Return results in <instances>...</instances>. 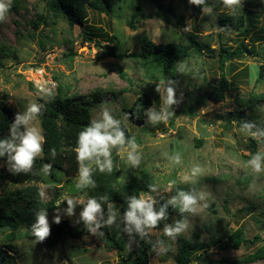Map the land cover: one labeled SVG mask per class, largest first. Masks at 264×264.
I'll use <instances>...</instances> for the list:
<instances>
[{"label":"rangeland","instance_id":"obj_1","mask_svg":"<svg viewBox=\"0 0 264 264\" xmlns=\"http://www.w3.org/2000/svg\"><path fill=\"white\" fill-rule=\"evenodd\" d=\"M14 1L10 0V5ZM17 1L21 2L19 11L10 8L0 25V43L11 52L0 67V104L22 113L31 103L52 99L61 85L65 94L89 106L91 120L98 118L101 105H106L136 137L142 153L138 168H132L113 150L118 157L119 183L131 184L138 175L147 173L158 192L143 195L162 202L177 189L195 187L206 194V206L189 216L192 227L175 241L164 236L163 227L182 219L178 209L170 206L169 218L150 230L149 264H177L182 249L191 264H215L222 259L240 260L264 248L260 223L264 222V173L257 175L247 166L252 155L264 152V144L258 143L252 152L250 137L240 132L241 121L264 124V78L259 79L264 65V0H243L236 15L221 0H207L211 15H202L201 8L196 14L197 6L189 0H121L110 14L88 10L83 25H72L63 14L49 13L46 0ZM39 16L45 18L41 23ZM240 16L248 18L246 23L233 28L229 18ZM187 34L195 35L215 54L221 47L233 50L240 46L254 55L229 61L225 83L220 81L217 56L203 52L185 60L182 63L190 71H178L174 80L177 98L183 94L182 102L171 109L174 115L167 123L155 126L147 123L145 115V122L137 124L129 114L130 107L140 95L147 94L152 107L159 110L156 87L165 80L163 73L136 58L109 57L106 47H113L116 54H140L144 39L157 45H187ZM218 87L225 90L220 101L209 97ZM33 123L41 130L38 118ZM175 152L182 156L181 165L167 158ZM42 157L36 161L35 181L46 188L45 201L51 199V186L60 189L58 204L65 194L85 201L90 198L89 191L78 189L77 180L69 182L63 171L53 168L51 175L41 174ZM195 164L203 167L204 174L194 185L182 183L181 177ZM173 180L176 184L169 189ZM114 205L121 214L120 206ZM81 210L82 206H77L72 217L61 212V220L83 229L82 223H76ZM55 214L48 211L51 227ZM117 223L120 227H110L116 248L106 247L91 233L48 243L46 239L37 242L27 226L19 228L20 236L14 238H7L13 231L6 229L5 234L0 233V264H134L119 219ZM237 230H242L246 241L233 249ZM157 239L165 240L169 249L165 254L152 250ZM203 256L208 258L199 260ZM240 264H264V259Z\"/></svg>","mask_w":264,"mask_h":264},{"label":"trees","instance_id":"obj_2","mask_svg":"<svg viewBox=\"0 0 264 264\" xmlns=\"http://www.w3.org/2000/svg\"><path fill=\"white\" fill-rule=\"evenodd\" d=\"M119 1L121 0H46V8L53 15L63 14L72 25H83L89 15L88 10L110 14ZM154 1L157 2L158 0ZM20 3V1L16 0L11 4L10 8L18 12ZM262 4L264 5V1ZM158 6L162 7L160 3H158ZM199 12L200 7L197 6L195 13L199 14ZM42 17H38V22L41 23L45 19ZM247 19L245 16L238 18L231 17L229 18V22L233 28H240L244 26ZM222 21L225 20L222 19ZM37 24V22L33 23V25ZM186 39L189 42L187 45L180 43L157 45L148 39H144L142 53L140 54H116L112 49L113 47L109 48L107 46L106 49H108L107 55L109 57L119 59L128 57L142 60L143 65L146 67L161 70L165 80L172 79L173 81L177 78L178 67L182 62L203 52H207L212 57L217 56L218 67L221 71L220 81L223 83L226 82L227 74L229 73V67L227 66L229 61L240 56L254 55L247 51L248 48L246 49L240 46L233 50L228 47H221L219 53L215 54L208 46L200 43L195 35L187 34ZM255 54L259 55L258 53ZM10 55L11 52L9 49L0 43V67L3 65V60ZM263 78L264 65L261 66L259 72V79L262 80ZM224 91L223 89L220 90L219 87L215 88L209 97L213 100H223ZM262 100L264 101V96ZM40 104L45 105V111L42 116L38 117V120L46 141L41 160L43 163H49L53 168L63 171L69 177V182H75L79 168L76 159L78 135L90 123L91 110L89 106L83 105L65 94L61 85H58V94L56 96L48 101L41 100ZM152 105L153 101L147 94L140 95L129 109V114L134 122L137 124L144 123L145 110L152 107ZM16 113L18 112L13 108L0 104V138L8 135L10 125L14 121ZM122 127L127 136H133L124 126ZM250 142V149L252 152H255L258 142L251 138ZM53 150L55 151L54 156L52 154ZM113 160V171L111 173H101L96 170L93 175L96 187L87 190L89 191V197L98 198L107 195L110 202L120 206L122 216L123 212L127 209L126 198L131 195L149 193L148 185L154 183L147 173L138 175L131 184L119 183L120 170L118 157L115 154H113ZM7 169L6 158H0V233H3L6 229H10L13 232L7 238H14L18 237V235L20 236V232H17V230L21 227L27 226L32 231L31 225L35 222V214L38 210L44 208L47 209V212H56L60 189L51 186L49 188L52 194L51 199L48 201L42 200L39 196L41 188L35 181L37 175L36 165L34 172L28 174L21 173L13 175ZM159 202L163 203L162 201ZM59 205L61 209L67 207L66 202L63 204L60 203ZM157 207H159V204ZM260 223H262L264 231V222L261 221ZM102 231L104 235L98 237L99 241L108 248L111 246L116 248L117 245L113 239V235H111L110 227H105ZM89 235L90 233L86 228L79 229L74 227L68 220H61L59 224L55 223L51 227L50 236L46 241L52 243L71 238H84ZM125 236L128 241L129 237L127 234ZM135 239L136 243H133L131 247L134 264H149L151 248L149 236L143 240L139 237ZM232 239L234 240L231 245L233 249H238L246 241L242 230L235 231ZM0 251H2L1 247ZM207 258V256H203L199 260H206ZM261 259H264V248L240 260L222 259L215 264L252 263ZM176 262L177 264H191V260L183 249L179 250Z\"/></svg>","mask_w":264,"mask_h":264},{"label":"clouds","instance_id":"obj_3","mask_svg":"<svg viewBox=\"0 0 264 264\" xmlns=\"http://www.w3.org/2000/svg\"><path fill=\"white\" fill-rule=\"evenodd\" d=\"M222 4L228 8L233 15L238 14L243 7V0H221ZM189 3L198 6L202 10V15H211L212 8L207 0H189ZM10 0H0V23H4L10 10ZM178 71L186 73L190 71L187 64H181ZM176 81L172 79L160 80L156 91L160 94V107L157 110L149 107L145 110L147 123L155 126L159 123H167L174 115L171 110L173 105L182 102L183 94L180 98L176 95ZM45 105L40 103L29 104L25 111L16 113L14 121L11 123L9 133L6 137L0 138V158H6L8 171L13 174H28L34 172L36 161L42 157L44 151L45 137L40 129L34 126V121L43 115ZM240 132L264 144V124L254 121L244 120L240 124ZM121 159H126L132 168H138L142 163L141 146L137 143L136 137L127 136L122 121L112 114V109L106 105H101L98 118L90 121L88 125L79 133L76 147V159L79 165L76 186L78 189H90L96 187L93 178L94 172L111 173L114 168L113 150ZM53 156L55 151H52ZM173 164L181 165L182 156L179 152L167 157ZM247 166L252 172L259 175L264 173V152H257L247 162ZM53 166L45 163L40 167L39 172L45 176L52 174ZM204 174L201 165L195 164L190 171L181 177V182L185 184H196L199 177ZM176 184L170 182L169 189ZM149 193H157L156 184L148 185ZM39 196L42 200L47 199L46 188H41ZM127 209L121 216L115 205L109 201L107 195L100 197H90L86 201L77 199L74 196L65 194L61 203L67 204L61 209L56 206V214L53 222H61V212L68 217L76 214L77 206H82L79 218L76 223H82L89 233L102 237V229L116 225L118 219L123 225L122 231L129 237L125 247L131 250L132 244L136 243V237L141 240L149 236V232L160 225L162 221L169 218V207L178 209L182 219L170 224H164L163 233L168 239L175 241L180 235L186 233L192 227L189 216H195L200 209L206 206V194L195 187L189 190L177 189L175 195L160 203L151 195H131L126 198ZM159 204L158 210L157 205ZM106 205V208H105ZM187 214V215H185ZM32 232L37 242H42L50 236L51 226L48 220L47 209H40L35 214V222L31 225ZM152 250L157 255L165 254L169 249L163 239H157L152 243Z\"/></svg>","mask_w":264,"mask_h":264},{"label":"water","instance_id":"obj_4","mask_svg":"<svg viewBox=\"0 0 264 264\" xmlns=\"http://www.w3.org/2000/svg\"><path fill=\"white\" fill-rule=\"evenodd\" d=\"M78 176L75 178V181L77 180Z\"/></svg>","mask_w":264,"mask_h":264}]
</instances>
